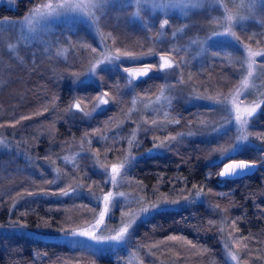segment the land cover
I'll return each mask as SVG.
<instances>
[{
	"label": "trees",
	"instance_id": "16d2710c",
	"mask_svg": "<svg viewBox=\"0 0 264 264\" xmlns=\"http://www.w3.org/2000/svg\"><path fill=\"white\" fill-rule=\"evenodd\" d=\"M36 1L17 0L16 9L0 7V18H16L25 12L22 7ZM150 25L142 29L143 33L135 30L137 34L129 35V41L145 44ZM157 35L161 37L162 33ZM80 36L73 33L70 43L57 46V52L63 50L65 58L61 55L53 60L40 51L36 55L16 54L17 62L8 65V60L5 64L0 83V145L4 143L0 148V229L8 230H0V264H75L82 260L87 264H125L131 256L135 264H227L222 228L231 234L242 260L260 264L264 247V168L260 164L253 175L234 179L219 178L218 171L229 159L261 160L248 146L264 144V101L247 122V147L232 155L216 159L217 148L230 140L198 136L185 142L168 136L163 151L143 153L160 146L163 127L175 134L194 122L196 106L183 98L169 101L165 120L154 118L162 103L143 108L144 102L157 101L162 88L163 92L168 89L167 82H177L196 95L210 96L226 92L243 72L227 63L223 53L209 52L195 66L183 67L179 79L173 77L175 72L165 79L154 69L128 81L116 68L117 62L97 64L92 78L86 79L90 64L100 57V49L92 35ZM154 36L150 38L154 40ZM114 39L124 44L127 40L122 36ZM156 45L151 48L149 44L148 52L157 53ZM136 60L131 64L152 62L147 58ZM100 92L108 93V103L93 110L91 103ZM139 113L142 118L137 129L134 124ZM118 123L124 126L118 129ZM144 138L152 141L144 142ZM117 146L124 147L122 154ZM124 159L122 174L133 182L129 191L133 189L147 200L151 199V189H157L178 204L155 209L138 220L111 258L79 251L58 238L53 241L42 237L52 231L40 232L41 225L54 226L58 233L61 221L74 215L70 214L76 209L74 205L91 202L82 190L98 197L107 191L106 178L94 171V164L110 172V166ZM193 188L200 193L199 198L184 201ZM64 190L69 194L63 195ZM110 213L116 214L117 208ZM10 226H25L38 234L25 229L13 231ZM125 253L130 257L123 259Z\"/></svg>",
	"mask_w": 264,
	"mask_h": 264
},
{
	"label": "rangeland",
	"instance_id": "374dc122",
	"mask_svg": "<svg viewBox=\"0 0 264 264\" xmlns=\"http://www.w3.org/2000/svg\"><path fill=\"white\" fill-rule=\"evenodd\" d=\"M16 2L17 0H0V7L16 9ZM22 9H26L25 12L16 18H0V83L7 69L5 64L8 60V65L17 62L16 54L32 53L36 55L41 51L43 55L47 54L50 59L56 60L64 54L63 50L57 52V46L61 43L64 45L65 42L70 43L73 33H80L82 36L79 38H87V34L92 35L96 47L100 49V57L90 64L86 79L92 78L93 68L101 62H117L119 66L116 68L124 72L128 81H134L144 75L134 76L125 69H130L131 73L143 71L147 74L156 69L165 79L175 72L173 77L179 79L180 70L183 67L195 66L198 61L206 59L209 52H219L221 55L223 53L227 63L232 64L233 68L239 72H243L238 81L226 92L210 96L196 95L190 89L177 85V82L169 81L165 85L168 92H166L167 90L163 92L164 88H162L160 96L157 97L158 102L154 99L143 103L144 109L160 105L159 103L165 105V108L162 106L160 113L156 112L154 116L158 120L166 119L168 115L166 109L171 99L183 98L196 106L194 122L185 131L171 134L163 127L158 138L160 146L149 149L151 152L143 153L163 151L171 137L172 139L175 137L180 142L188 141L189 138L195 136L212 140L218 138L222 142L230 140L231 143L217 148L216 159L232 155L247 147V122L258 113L264 101V0H39L31 5L26 4V7H22ZM147 25H150L151 38L155 35L154 40L149 36L145 44L129 41V35L135 30L143 33L142 29H145ZM82 28L86 29V33ZM159 33H162L161 37H158ZM116 36L127 38L126 44L119 40L116 42L114 39ZM163 40L164 43H161ZM205 43L209 46L204 45ZM149 44L151 48L152 44H157V53L148 52ZM204 46H206V50L203 48ZM163 49L165 51H162ZM250 52L260 53V55L250 59ZM21 55L18 58L22 57ZM65 56L63 55V58ZM153 56L155 59H151ZM161 56L165 57L171 67L162 70L159 68V65L164 62L160 59ZM143 58L152 62L132 65L134 64L132 62L137 61L136 59ZM120 60L123 61L119 62ZM122 64H127V68H124L125 66ZM250 72L251 75H249ZM101 98L106 99L103 92L96 95L91 103L93 110L101 109L105 105L100 102ZM137 103L141 106L140 101ZM256 105H260V107L252 117H248L246 110ZM237 108L240 109L241 114L239 122L236 120ZM134 109L136 111L139 109L136 104ZM135 110L134 114H136ZM138 115L134 124L137 129L140 126V118H142L141 113ZM168 122L172 123L173 121ZM158 124L160 127L162 126L161 121ZM123 126L124 123H118L117 127L119 129ZM227 131H230L232 135L229 136ZM101 140L106 141L103 137ZM146 140L144 138V142L152 141V139L151 141ZM1 145L0 148H4L3 142ZM117 147V152L122 154L124 147ZM248 148L260 156L261 160L258 163L264 168V144L251 143ZM88 153L92 158H95L90 151ZM117 155L116 153V157ZM126 160L115 163L119 168L118 173L115 174V181L112 180L111 169L108 172L99 164H94V171H98L106 178L105 188L107 191L98 197L95 196L96 194H92V191L85 193L82 190V194L91 202L74 205L76 209L70 213L74 215L67 216V220L61 221L62 226L58 227V233H55L54 226L50 228L47 224L41 225L40 232L52 231L51 234L43 233L45 235L42 237L53 241L58 238L61 242L76 246L80 249L79 251L83 250L88 254H94V256L111 258L119 245L128 239L131 227L138 220L145 218L155 209L175 207L178 204V202H170L172 200L170 195L159 192L157 189H151L149 192L151 199L147 200L134 193L133 189L129 191L133 182L122 174L126 168ZM110 167L112 168V166ZM197 191L193 188L191 195L187 196L184 201L191 197L198 199ZM108 192H111L113 197L105 210L103 198ZM152 204L159 205L141 213V208L150 207ZM114 208H117V213L111 214L110 212ZM101 213H104L103 219H101ZM126 224H131V227L120 240L94 242L90 236L73 238L70 235L71 233L85 232L101 237L114 236ZM9 228L18 232L25 229L31 234H38L35 229L28 230L25 226L15 228L10 226ZM0 230L6 231L8 228ZM222 234L227 264H248L240 258V252L232 241L231 234L224 228H222ZM66 237L68 238L66 239ZM127 255L128 253H125L122 258L124 259V256ZM259 261L260 264H264V247L261 249ZM82 263L87 262L82 260ZM75 264L81 263L75 262ZM90 264L95 263L90 261ZM125 264H135L134 258L131 256L125 261Z\"/></svg>",
	"mask_w": 264,
	"mask_h": 264
},
{
	"label": "snow or ice",
	"instance_id": "6c2138e0",
	"mask_svg": "<svg viewBox=\"0 0 264 264\" xmlns=\"http://www.w3.org/2000/svg\"><path fill=\"white\" fill-rule=\"evenodd\" d=\"M229 19H231V17H229ZM165 23H167V21H165ZM256 55H260V53H252L250 52L249 53V58L251 59V57L253 56H256ZM160 59L162 61H164L163 63H161L159 65V68L162 70V69H165V68H169L171 67V65L167 62V60L165 59L164 56H161ZM93 71H95V68H93ZM125 71H128L130 72V74H133L134 76L135 75H146L147 73L146 72H138V73H131V70L130 69H125ZM249 75H251V72L249 73ZM108 95L107 92L104 93V96L106 97ZM100 102L102 104H107L108 103V100L106 99H103L101 98ZM76 107L78 108L79 107V104L76 105ZM260 107V105H256L255 107L253 108H250V109H247L246 110V115L248 117H252L254 115V113H256L257 109ZM236 112H237V115H236V120L239 122L241 121V114H240V109L237 108L236 109ZM173 139H175V137H173ZM240 142V141H238ZM237 142V143H238ZM255 163L256 162H253V161H245V160H239L238 162H233V163H230V164H225L223 166V170H221L219 172V176L221 177H224V176H230V175H233L235 174L237 171H240V170H245V169H249V168H253L255 167ZM111 171L113 173V176H112V180L115 181L116 179V173H118L119 171V168L116 164H113L112 165V168H111ZM69 192L67 190H64L63 191V195H68ZM121 195H123L121 193ZM197 196L200 195L199 192L196 193ZM113 197V194L111 192H108L105 196H104V203H105V210H107V207L109 206V201L112 199ZM175 203V202H173ZM159 204H152L150 207H143L140 209L141 213L143 212H146L147 210L149 209H152V208H155L157 207ZM103 216H104V213H101V219H103ZM99 223V222H98ZM131 227V224H126L124 227H122L114 236H108V237H101L99 235H90L89 233H85V232H80V233H71V237H77V236H90L91 240L94 241V242H99V241H107V240H120L124 234L128 231V229ZM68 237H66L67 239ZM172 239H175V237H172ZM75 240V239H73ZM235 259V257H233Z\"/></svg>",
	"mask_w": 264,
	"mask_h": 264
},
{
	"label": "water",
	"instance_id": "95a60500",
	"mask_svg": "<svg viewBox=\"0 0 264 264\" xmlns=\"http://www.w3.org/2000/svg\"><path fill=\"white\" fill-rule=\"evenodd\" d=\"M239 160H245V161H252V160H247V159H229L227 160L226 162H224L220 168V171L223 170V166L225 164H230V163H233V162H238ZM253 162H256L255 163V167L253 168H249V169H245V170H240V171H237L235 174L233 175H230V176H224V177H221L219 176V173H218V177L219 178H227V179H234V178H240V177H244V176H248V175H253L254 173L257 172V170L259 169V163L257 161H253ZM219 171V172H220ZM81 264H87V263H81Z\"/></svg>",
	"mask_w": 264,
	"mask_h": 264
}]
</instances>
